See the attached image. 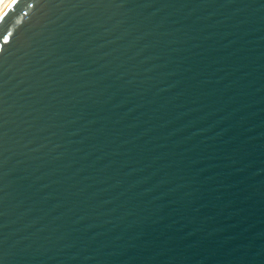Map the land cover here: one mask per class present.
I'll return each mask as SVG.
<instances>
[{
	"label": "water",
	"instance_id": "obj_1",
	"mask_svg": "<svg viewBox=\"0 0 264 264\" xmlns=\"http://www.w3.org/2000/svg\"><path fill=\"white\" fill-rule=\"evenodd\" d=\"M0 264H264V0H12Z\"/></svg>",
	"mask_w": 264,
	"mask_h": 264
},
{
	"label": "bare ground",
	"instance_id": "obj_2",
	"mask_svg": "<svg viewBox=\"0 0 264 264\" xmlns=\"http://www.w3.org/2000/svg\"><path fill=\"white\" fill-rule=\"evenodd\" d=\"M12 0H0V15Z\"/></svg>",
	"mask_w": 264,
	"mask_h": 264
}]
</instances>
